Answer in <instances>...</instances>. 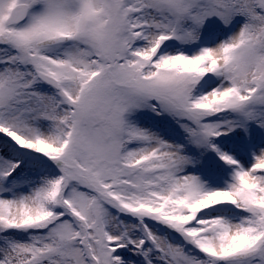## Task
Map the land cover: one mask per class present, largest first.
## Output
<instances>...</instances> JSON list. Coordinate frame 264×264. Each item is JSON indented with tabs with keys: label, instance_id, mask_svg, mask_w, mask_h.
Masks as SVG:
<instances>
[{
	"label": "snow or ice",
	"instance_id": "obj_1",
	"mask_svg": "<svg viewBox=\"0 0 264 264\" xmlns=\"http://www.w3.org/2000/svg\"><path fill=\"white\" fill-rule=\"evenodd\" d=\"M0 264H264V0H0Z\"/></svg>",
	"mask_w": 264,
	"mask_h": 264
}]
</instances>
